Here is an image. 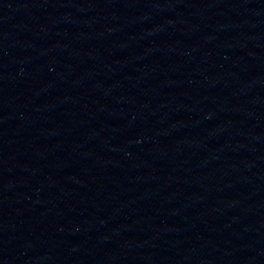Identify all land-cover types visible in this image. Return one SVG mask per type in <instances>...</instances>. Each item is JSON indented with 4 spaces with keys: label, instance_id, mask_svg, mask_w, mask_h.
<instances>
[{
    "label": "water",
    "instance_id": "obj_1",
    "mask_svg": "<svg viewBox=\"0 0 264 264\" xmlns=\"http://www.w3.org/2000/svg\"><path fill=\"white\" fill-rule=\"evenodd\" d=\"M0 264H264V0H0Z\"/></svg>",
    "mask_w": 264,
    "mask_h": 264
}]
</instances>
